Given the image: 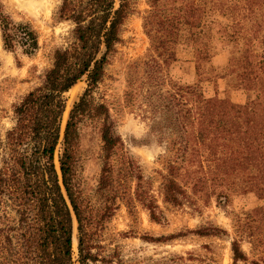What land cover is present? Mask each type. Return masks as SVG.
I'll list each match as a JSON object with an SVG mask.
<instances>
[{"label":"trees","instance_id":"obj_1","mask_svg":"<svg viewBox=\"0 0 264 264\" xmlns=\"http://www.w3.org/2000/svg\"><path fill=\"white\" fill-rule=\"evenodd\" d=\"M118 1L115 6L114 0H60L55 17L72 24L68 43L53 49L51 64L39 75L38 84L12 105L13 125L0 136V264L121 263L118 246L108 252L103 243L105 224L121 203L133 209L137 202L150 220H165L151 177L125 152L106 103L93 97L122 41L124 21L135 11L134 0ZM149 6L144 26L154 54L129 65L124 102L136 104L149 133L166 143L165 172L158 170L161 201L174 207L194 205L193 196L214 193L207 186L209 177L238 151L230 143L233 126L239 125L237 118L229 117L232 102L218 91L207 96L202 89L203 82L216 81L211 52L216 43L233 48L222 70L230 88H248L251 80L264 75V0H212L209 5L205 0H149ZM211 15L227 22L208 20ZM0 38L3 49L10 52L20 47L31 54L38 48L36 30L27 22L14 21L2 0ZM180 51L194 58L193 83L174 79L168 71ZM83 77L86 87L71 106L61 134L64 94ZM89 119L100 124L102 164L96 187L86 192L77 176V162L80 127ZM222 150L224 161L218 154ZM255 150L260 153V147ZM244 227L247 221L237 216L234 232ZM187 232L230 236L214 224ZM184 234L144 238L165 240ZM230 250L233 263L264 264L261 259L249 260L236 237H230ZM182 259L169 260L181 264Z\"/></svg>","mask_w":264,"mask_h":264},{"label":"rangeland","instance_id":"obj_2","mask_svg":"<svg viewBox=\"0 0 264 264\" xmlns=\"http://www.w3.org/2000/svg\"><path fill=\"white\" fill-rule=\"evenodd\" d=\"M114 1L117 6L119 1ZM205 1L209 5L212 0ZM2 2L14 21L27 22L36 30L38 48L31 54L23 52L20 47L15 52H10L3 49L0 38V136L13 125L12 105L38 84L39 75L51 64L53 49L67 45L72 27L69 21L55 17L60 0ZM134 6L135 11L126 18L122 26V41L116 46V52L106 67V75L94 90L93 97L96 102L106 103L116 121L125 152L141 165L145 176L151 177L153 193L164 211L165 220H150L147 210L137 202L133 209L121 203L105 224L103 243L108 252L118 246L122 262L108 264H170L169 259L176 256H182V261L178 260L181 264H246L242 261L233 263L230 237L240 240L241 248L249 260L264 261V211L258 212V209L264 208V196L261 194L264 192L261 191L264 188V107L261 108L264 106V95L261 94L264 89V75H258L251 80L248 88L228 87V78L223 75L222 70L228 64L233 48H223L224 45L216 43L211 52V64L217 74L216 81L203 82L202 89L207 96L218 91L221 97L226 96L232 102L234 112L229 117L237 118L239 125L233 126V135L230 137L234 136V139L230 143L238 151L234 157L230 154L233 159L227 164L220 163L218 172L209 177L207 186L214 188V193L193 196L194 205L174 207L163 203L157 190L160 183L158 170L165 172L164 159L168 155L166 143L157 142L156 137L149 133L147 122L141 117L136 104L128 106L124 102L129 65L135 60L154 54L144 26V17L150 9L149 0H134ZM215 18L227 22L220 15H211L208 20L213 21ZM205 22L211 27L214 26L211 22ZM195 65L190 54L180 51L176 60L170 62L168 71L174 79L193 83L197 79ZM85 87L86 81L83 77L74 88L64 94L66 114L64 117L62 115L61 134L71 106ZM99 128L98 120L92 119L80 127L77 176L86 192H91L96 187L102 164ZM245 140L252 142V146H243ZM256 147H260V153L255 150ZM60 151L58 144L54 152L57 167ZM252 151H256V154L250 153ZM223 152L224 150L218 151V154L224 161ZM254 157L257 159H253ZM203 191L206 193L207 189L204 188ZM237 216L245 218L248 227L235 233ZM208 224L227 230L230 236L202 237L187 232L188 229H197ZM180 231L185 234L165 240L152 241L144 238H157ZM72 241L75 257V227Z\"/></svg>","mask_w":264,"mask_h":264},{"label":"bare ground","instance_id":"obj_3","mask_svg":"<svg viewBox=\"0 0 264 264\" xmlns=\"http://www.w3.org/2000/svg\"><path fill=\"white\" fill-rule=\"evenodd\" d=\"M75 85H76V84H75ZM75 85H74V86H75ZM74 86H73L72 88H74ZM72 88H71V89H72ZM65 114H66V110H65V112H64V114H63V117H64ZM63 125H64V123H63ZM73 241H74V239H73Z\"/></svg>","mask_w":264,"mask_h":264},{"label":"water","instance_id":"obj_4","mask_svg":"<svg viewBox=\"0 0 264 264\" xmlns=\"http://www.w3.org/2000/svg\"><path fill=\"white\" fill-rule=\"evenodd\" d=\"M65 125V124H64Z\"/></svg>","mask_w":264,"mask_h":264}]
</instances>
